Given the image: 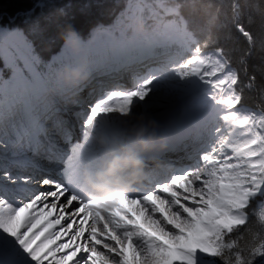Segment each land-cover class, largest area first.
<instances>
[{"label":"snow or ice","instance_id":"1","mask_svg":"<svg viewBox=\"0 0 264 264\" xmlns=\"http://www.w3.org/2000/svg\"><path fill=\"white\" fill-rule=\"evenodd\" d=\"M196 8V0H160L136 15L122 13L110 32L114 40L119 34L120 47L141 53L131 63L187 47L177 74L206 83L222 107L194 159L162 165L135 191L110 202L81 191L80 168L99 158L90 137L112 131L114 116L141 108L158 77L134 73L127 86L78 101V111L66 120L58 101L45 102L42 94L53 84L61 95L67 91L58 77L75 59L63 48L38 71L39 58L22 51H31L22 30L0 25V128L15 133L18 152L12 167H0V232L6 234L0 264H199L200 257L210 264H264V66L257 84L244 54L234 65L230 33L197 40L186 16ZM34 13L26 14L25 23L39 33L45 25L32 19ZM236 31L247 52L257 43L264 49V30L253 35L237 20ZM246 90L259 93L257 109L246 105ZM0 148L7 150L2 140Z\"/></svg>","mask_w":264,"mask_h":264},{"label":"trees","instance_id":"2","mask_svg":"<svg viewBox=\"0 0 264 264\" xmlns=\"http://www.w3.org/2000/svg\"><path fill=\"white\" fill-rule=\"evenodd\" d=\"M196 2V10L191 14L186 13L190 28L203 35V42L210 36L230 33L233 39L229 47L234 49V65L239 66L238 59L244 54L248 75H255L257 84H260L262 81L259 69L264 66V49L257 43L250 53L247 52L249 45L236 31V21L238 20L253 35H258L264 30V0H196ZM37 4L44 7L37 8ZM233 4L239 5L237 12H234ZM34 8L32 19L39 17L45 25L44 30L39 33L31 31L30 25L25 23L28 19L26 14ZM119 9L120 4L116 0H0V18L4 16L3 22L23 28L35 43L43 45L48 51H57L68 30L74 28L82 31L95 22H111ZM68 25L72 28H68ZM245 103L257 109L261 104L259 93L246 90Z\"/></svg>","mask_w":264,"mask_h":264},{"label":"clouds","instance_id":"3","mask_svg":"<svg viewBox=\"0 0 264 264\" xmlns=\"http://www.w3.org/2000/svg\"><path fill=\"white\" fill-rule=\"evenodd\" d=\"M136 30L142 32L143 25L137 24ZM69 54L82 58L75 67H65L58 77L67 91L61 95V88L53 84L49 88V96L53 101L59 99L66 105H75L80 99L81 89L91 87L93 77L88 59L82 56L75 44L70 46ZM113 119L116 127L112 131H97L90 137L99 158L80 168L83 195L91 200L110 202L129 193L163 165L155 155L163 150V145L157 136V125L149 113L135 108L132 114L114 116Z\"/></svg>","mask_w":264,"mask_h":264},{"label":"rangeland","instance_id":"4","mask_svg":"<svg viewBox=\"0 0 264 264\" xmlns=\"http://www.w3.org/2000/svg\"><path fill=\"white\" fill-rule=\"evenodd\" d=\"M121 1L122 0H116V2H119V3ZM159 2H160V0H125L122 9L116 15L113 22L110 25H103V26H98V27L94 28V30H92L90 32V34L87 36V38H88L87 41L91 40V38L94 39L95 37L98 38L100 36L102 38L113 37L112 34H110L111 28H114V26L118 23L119 18L121 17L122 13L125 15H136L142 11L143 7L155 8ZM116 35L118 36L119 34L116 33ZM117 38H119V37H116V39ZM66 41H67V43L64 42L63 47L65 46L64 48L67 49L68 55H70L68 48H70V45H72L74 42L78 43L80 46H83V44H84L83 43L84 38H82L79 35H77V37H76L72 33L68 34ZM88 44L90 45L91 42H89ZM95 44H97V43H95ZM63 47H62V49H63ZM90 47L93 48L94 46L91 45ZM77 48H78V46H77ZM61 50L59 51V53L56 56L62 54ZM184 51L187 52L188 48L184 47ZM116 54L118 57V61H122L123 58H122V56H119L118 52H115L113 56H116ZM71 57L75 58L74 55ZM129 61H130V58H129L128 62ZM109 65H111V64H109ZM139 65H142V64H139ZM130 70H131V72H134L133 67H130ZM7 73H8V71L5 70L3 72V76L6 77ZM141 74H143V73H141ZM161 79H162V81H161L162 82V88L160 86H158V88H157L160 92L156 93L157 90H153L152 94L150 95L148 100L145 101L144 105L141 108L137 107L138 109H142L145 112L149 113L153 120H155L154 116H157L158 119L163 118L162 120H160V122L158 121L160 124H163L162 121L164 119H170L172 117H174V118L179 117L177 119H183V118L189 117L191 115L199 116V113L197 110L201 109L204 106L202 104H198L197 103L198 100H201V101L206 102V103H208V100H209L208 106H207V104L205 105L206 107H210L208 109H212V107L216 106V105H217L216 107H219V108L221 107L213 99L214 93H213L212 89L206 83H202L196 77L181 78L177 74V71L170 70L169 74L163 76ZM111 86L112 87H108L107 89L109 90V89L119 88L118 83L113 84ZM153 87H157V86H153ZM95 88L97 91L100 90V88L98 87L97 84L94 86L93 90ZM153 89H155V88H153ZM92 93L93 92L90 89L89 91L85 92V94L83 96H85V99H86L89 96H92L93 95ZM220 109H222V107ZM208 112L209 111L203 112L201 114H204V113L207 114ZM215 117L217 118L216 120L219 121V117H220L219 112H218V115H215ZM218 123L219 122H215L214 126L217 127ZM213 132H214V130H211L210 138H211ZM10 140L14 141V139H10ZM167 145H168V143L164 147H166ZM172 146H173V144H172ZM179 149H177V150H179ZM0 151H1V149H0Z\"/></svg>","mask_w":264,"mask_h":264},{"label":"bare ground","instance_id":"5","mask_svg":"<svg viewBox=\"0 0 264 264\" xmlns=\"http://www.w3.org/2000/svg\"><path fill=\"white\" fill-rule=\"evenodd\" d=\"M128 48H131V47H128ZM116 51V50H115ZM132 52V50H129V52L128 51H126V52H124V51H118V53H119V56H122V58H123V60H124V62L123 63H126V62H128V60H129V58H130V53ZM114 59H115V62L117 63H120V62H122V61H118V57H117V54H116V56H114L113 57ZM111 65H112V63H110ZM132 69V68H131ZM140 69V68H139ZM202 90V89H201ZM37 91L39 92L40 90L39 89H37ZM93 94V93H92ZM84 94H82V97L83 98H85V96H83ZM170 95V94H169ZM168 95V96H169ZM168 99V98H167ZM199 103H202V104H204V103H206V102H202V101H200L199 100ZM208 103H209V100H208ZM211 103V102H210ZM217 106V105H216ZM206 108V107H205ZM217 108H212V109H210V110H216ZM219 112H222V109H221V111H219ZM157 118V116H154V119H156ZM162 118V117H161ZM163 119V118H162ZM182 136L180 135V134H176V135H174L173 137H172V139H176V140H178V139H180ZM11 138H8V137H2V138H0V140H2L3 142H4V144H5V146H6V148H7V150H5V148H0L1 149V152H2V155L3 156H6V157H12V156H17L18 155V152L16 151V149H15V147H11V144H13L14 143V141H11L10 140ZM190 141H194V142H191L192 144H194L195 143V141L196 140H194V137L190 140ZM178 142V141H177ZM185 144V143H184ZM183 144V145H184ZM165 146V144L163 145V147ZM167 146H169L170 148H172L173 146H172V143H171V141H169L168 142V145ZM187 147V146H186ZM177 148L179 149V148H181V147H176L175 149L177 150ZM188 148V147H187ZM192 149H193V147H192ZM179 150H181V149H179ZM179 150H177V151H179ZM191 154H193V152L191 153ZM165 155V154H164ZM164 155H162L161 157H160V159H161V161L163 162L164 161V164H167V159H165L164 157H166V156H164ZM182 156H184V154H182ZM184 162H185V164L187 163V161H186V159H184L183 160ZM163 164V165H164ZM175 165H177V164H175ZM4 236H6V234H4V233H2V232H0V238H2V237H4ZM10 239V238H9Z\"/></svg>","mask_w":264,"mask_h":264}]
</instances>
